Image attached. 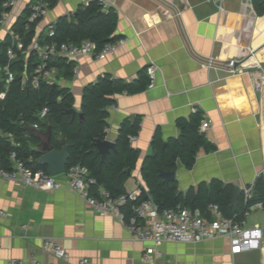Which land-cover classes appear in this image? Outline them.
Listing matches in <instances>:
<instances>
[{
    "label": "crops",
    "instance_id": "1",
    "mask_svg": "<svg viewBox=\"0 0 264 264\" xmlns=\"http://www.w3.org/2000/svg\"><path fill=\"white\" fill-rule=\"evenodd\" d=\"M89 1L55 2L47 15L34 23L31 42H43L50 23L75 14ZM27 3L19 2L0 28V48L7 29L27 19ZM222 6L221 10L219 0H110L118 14L115 34L126 43L103 59L82 56L73 60V77L60 78L58 85L70 89L73 107L82 112L87 85L103 76L134 81L141 70L146 69L149 75L148 67L157 66L146 90L117 95L116 108L114 104L108 107L105 139L114 142L124 120L140 117L138 140L132 143L139 156L128 171L126 190L148 191L141 169L145 158L154 153L155 133L159 131L164 142L179 137L178 120L189 118L193 107L210 122L202 131L216 150L200 148L191 169L177 163L179 191L186 193L213 179L242 187L264 169V123L255 87L256 70L233 73L225 66L205 63L211 56L221 62L246 57L250 50L264 62V14L256 12L252 0H223ZM170 7L181 11L180 18L168 12ZM55 139L63 141L64 137L57 132ZM209 206L202 212L206 216ZM0 209L8 214L0 219V264L32 255L54 264H78L81 258H89L91 264H264V248L232 255L224 239L167 241L160 245L161 257L146 261L143 256L153 245L151 241L134 240L122 222L97 213L85 198L68 190H36L0 178ZM45 237L58 240L70 258L58 259L46 251Z\"/></svg>",
    "mask_w": 264,
    "mask_h": 264
},
{
    "label": "trees",
    "instance_id": "2",
    "mask_svg": "<svg viewBox=\"0 0 264 264\" xmlns=\"http://www.w3.org/2000/svg\"><path fill=\"white\" fill-rule=\"evenodd\" d=\"M0 0V13L3 11ZM55 2L52 3V6ZM252 4L259 15L264 14V0H252ZM29 14V9H28ZM118 14L113 7L104 9L99 0H90L81 5L75 14L60 17L55 24V34L43 38L45 41L57 43L73 42L80 44L85 39L95 41L98 49L106 43L119 38L115 34ZM26 19L19 20L14 30L24 41L26 46L34 36V24L29 30L25 29ZM11 38L7 36L0 49V65L7 61V48L11 45ZM33 54L20 56L13 61L12 68L16 71L15 80L6 83L5 76L0 75V127L8 136H0V162L7 168H12L10 154L16 151L27 166L47 170L46 166L35 162L36 156L31 152L27 140L35 141L34 136L26 130L31 123H39L40 129L45 130L48 125L53 127V142L57 149L64 144L70 145V159L68 167L80 163L87 166L95 182L90 186V193L100 197V189L107 190L111 196H117L126 191L125 181L130 177L129 170L135 167L139 150L134 147L130 137L137 135L140 130V117L127 118L121 124L116 148L110 150L105 160L94 153L97 139L106 138L108 107L116 102L117 95L124 93H138L146 90L151 84V77L147 70H141L134 81H123L103 76L96 82L87 85L82 96L83 119L73 117L66 112L73 108L74 95L69 88L48 82H42L38 88L22 86V75L27 73L31 79L36 66ZM53 63L59 69V78L73 77L74 61L62 57L54 59ZM47 106L48 115L41 120L40 110ZM204 116L200 110L192 112L189 118L178 120L180 136L171 138L167 142L157 131L153 137L154 153L148 155L142 165V177L148 186V191L142 190L137 200H129L123 206L127 219L134 215L133 207L141 198L150 196L160 209L172 208L178 205L205 211L209 204H218L224 215L241 220L245 216L242 198L238 206L232 205V195L235 185L224 183L220 179H213L209 184L200 183L186 193L179 191L176 180L166 182L161 171H174L177 163L191 169L197 158L198 150H216V145L203 134L201 124ZM55 129V132H54ZM58 133L64 137L63 141L55 139ZM28 134V137L25 135ZM261 203L264 209V176H257L254 185V195L250 204Z\"/></svg>",
    "mask_w": 264,
    "mask_h": 264
},
{
    "label": "built area",
    "instance_id": "3",
    "mask_svg": "<svg viewBox=\"0 0 264 264\" xmlns=\"http://www.w3.org/2000/svg\"><path fill=\"white\" fill-rule=\"evenodd\" d=\"M22 0H5L2 4L3 11L0 13V28L7 23L12 10ZM58 0H28L27 7L29 14L26 19L25 29L29 30L32 24L44 18L53 2ZM104 9L110 7V0H99ZM220 1V9H223L222 1ZM168 12L175 18H180L181 11L176 8L172 10L170 7ZM174 9V8H173ZM7 34L11 38V45L7 48V61L0 65V71L5 76L6 83L15 80L16 71L12 68L13 61L20 56H29L33 54L36 60V66L31 79L28 78L26 72L23 73L22 86H32L38 88L42 82L51 84L59 82V69L53 63L57 57L66 60H76L82 56H91L95 59H103L110 54H114L121 46L126 43V39L118 38L115 41L106 43L101 49L95 41L90 39L83 40L80 44L73 42L57 43L54 41L41 42L38 39L33 40L29 46L19 37L14 29H7ZM46 34L49 37L55 34V24L50 23L47 26ZM250 54L246 57L233 58L226 62H221L215 58H206V65L213 67L216 65L225 66L230 72L242 71L244 69L258 68L255 71V85L257 88L261 86L264 78L261 75L262 63L255 66H246L245 60L254 54L250 50ZM157 66L148 67V73L151 79L155 77ZM76 72V68H75ZM262 78V79H261ZM116 108L115 104L113 105ZM198 110L193 107V112ZM49 108L44 106L38 113V117L43 120L48 115ZM31 127L40 129L39 123H31ZM210 127V122L206 119L202 121L201 130L205 131ZM0 136H8L0 127ZM28 137V134L25 135ZM138 140V135L130 137L131 143ZM12 168H5L0 162V178L8 181L19 182L23 185L42 191L68 190L78 193L86 199L88 204L99 214L109 215L124 224L130 232L134 240L151 241L152 246L148 247L143 256L144 260L149 261L162 256L160 245L164 242H184V243H200L208 240L224 239L229 244V251L232 255L242 254L254 250H262L264 248V228L261 225L248 224L249 214L256 207H262L261 203L250 204L254 195L255 180L249 184H244L242 188V203L245 209V216L241 220L226 217L218 204H210L208 208L209 215H204L199 209H193L186 206L178 205L172 208L160 209L155 201L150 197L141 198L133 207L134 215L127 219L123 206L129 200H137L142 194L140 188L134 190H126L117 196H111L110 193L101 188L100 197H95L90 193V186L95 182L90 175L87 166L80 163L67 167L65 173L59 175H49L47 170L42 168H32L27 166L25 162L18 157L16 151L10 154ZM264 176L262 169L257 176ZM8 216L5 210L0 209V219ZM25 229L27 225L23 226ZM44 249L53 254L58 259L70 258V253L56 239L45 237L43 239ZM9 264H54L50 261H42L32 255L26 259L12 258ZM78 264H91L89 258H81Z\"/></svg>",
    "mask_w": 264,
    "mask_h": 264
},
{
    "label": "water",
    "instance_id": "4",
    "mask_svg": "<svg viewBox=\"0 0 264 264\" xmlns=\"http://www.w3.org/2000/svg\"><path fill=\"white\" fill-rule=\"evenodd\" d=\"M54 86L57 84L54 83ZM66 112L70 114L73 119L79 117L83 119L84 114L79 112L76 108L67 109ZM26 130L29 131L36 139L39 140L38 143L27 140V144L31 152L36 156L35 162L37 164L46 166L49 175H59L65 173L68 167V162L70 159V145L68 143L64 144L60 149H57L53 142V127L48 125L45 130L35 129L30 125L26 126ZM206 135V132H203ZM116 148V142L109 139H97L95 143L94 153L101 156V161L103 162L106 158L107 153L110 150ZM161 176L166 182L175 180L176 171H161ZM242 194V188L240 186H235L232 195V205L238 206L239 200Z\"/></svg>",
    "mask_w": 264,
    "mask_h": 264
},
{
    "label": "rangeland",
    "instance_id": "5",
    "mask_svg": "<svg viewBox=\"0 0 264 264\" xmlns=\"http://www.w3.org/2000/svg\"><path fill=\"white\" fill-rule=\"evenodd\" d=\"M260 57H261L262 68L259 71L261 72V75L264 76V62H262L263 57L261 55H260ZM252 69L257 70L258 68L255 67ZM245 70L246 69H244V71ZM0 75H2L1 71H0ZM255 87H256V90L258 92V97H259V102H260V111L262 113L261 116H262V120L264 123V78L261 81V86H259V88H257V86L255 85ZM1 96L2 95H0V97ZM248 224L249 225L260 224L262 227H264V209H262L260 207H256L255 210H253L248 216Z\"/></svg>",
    "mask_w": 264,
    "mask_h": 264
},
{
    "label": "bare ground",
    "instance_id": "6",
    "mask_svg": "<svg viewBox=\"0 0 264 264\" xmlns=\"http://www.w3.org/2000/svg\"><path fill=\"white\" fill-rule=\"evenodd\" d=\"M260 48V47H259ZM256 50V49H255ZM261 62L260 54L256 55V52L245 60L246 66H255Z\"/></svg>",
    "mask_w": 264,
    "mask_h": 264
}]
</instances>
